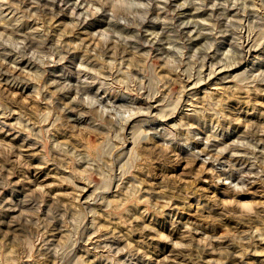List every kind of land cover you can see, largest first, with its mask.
Segmentation results:
<instances>
[{"label": "rangeland", "instance_id": "obj_1", "mask_svg": "<svg viewBox=\"0 0 264 264\" xmlns=\"http://www.w3.org/2000/svg\"><path fill=\"white\" fill-rule=\"evenodd\" d=\"M0 264H264V0H0Z\"/></svg>", "mask_w": 264, "mask_h": 264}, {"label": "bare ground", "instance_id": "obj_2", "mask_svg": "<svg viewBox=\"0 0 264 264\" xmlns=\"http://www.w3.org/2000/svg\"><path fill=\"white\" fill-rule=\"evenodd\" d=\"M249 44V43H248ZM248 53H250V55H251V53H254L255 52V50L254 49H249V51H247ZM246 66V65H245ZM223 71V70H222ZM221 71V72H222ZM247 71V69L245 70V71H243V73L244 72H246ZM215 72H217V71H212V70H210V72H208V74H205L204 76H202L201 78H200V80L197 78V80H196V82H194V86H196V85H199L201 82H203L204 81V79L203 78H206L205 79V81H208L209 79H210V77H212L213 75H215ZM191 79H192V76L188 79L189 80V83H192L191 82ZM186 99V100H185ZM184 100L186 101V103L189 101V99L191 100V98H189V97H186ZM189 105V104H188ZM180 109V108H179ZM182 109V108H181ZM150 110L152 111V112H154L155 110H157L156 109V107H154V106H152L151 108H150ZM160 112H162L163 113V111L162 110H160ZM196 113V112H195ZM172 115H176V111H174V112H172L171 113ZM169 117H170V115H169ZM133 121H135V119H133ZM132 121V122H133Z\"/></svg>", "mask_w": 264, "mask_h": 264}]
</instances>
